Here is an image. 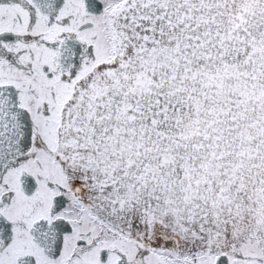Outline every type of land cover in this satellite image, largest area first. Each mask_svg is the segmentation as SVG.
<instances>
[{"label": "snow or ice", "instance_id": "snow-or-ice-1", "mask_svg": "<svg viewBox=\"0 0 264 264\" xmlns=\"http://www.w3.org/2000/svg\"><path fill=\"white\" fill-rule=\"evenodd\" d=\"M0 264H264V0H0Z\"/></svg>", "mask_w": 264, "mask_h": 264}]
</instances>
